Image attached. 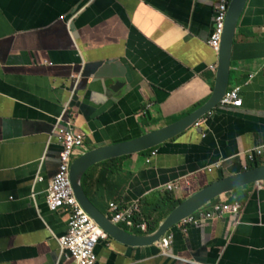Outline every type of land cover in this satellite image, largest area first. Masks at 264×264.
Wrapping results in <instances>:
<instances>
[{
	"label": "crops",
	"instance_id": "1",
	"mask_svg": "<svg viewBox=\"0 0 264 264\" xmlns=\"http://www.w3.org/2000/svg\"><path fill=\"white\" fill-rule=\"evenodd\" d=\"M216 1L0 0V264H73L59 243L67 213L46 201L60 165V119L86 136L76 158L176 123L210 100ZM234 88L240 108L219 104L155 149L88 169L81 182L92 205L106 216L110 203H138L135 220L147 232L119 226L151 234L173 203L249 169L251 150L264 154V0H248L238 20ZM219 202L242 211L175 226L168 250L110 239L97 246L96 264H264V183Z\"/></svg>",
	"mask_w": 264,
	"mask_h": 264
},
{
	"label": "water",
	"instance_id": "2",
	"mask_svg": "<svg viewBox=\"0 0 264 264\" xmlns=\"http://www.w3.org/2000/svg\"><path fill=\"white\" fill-rule=\"evenodd\" d=\"M247 2L248 0H231L218 52L216 83L210 100L204 106L176 123L123 143L83 152L73 160L70 177L75 197L111 240L133 247L152 246L159 243L170 230L180 225L188 217L208 208L215 202H219L220 197L251 185L264 183V165L224 177L211 183L175 207L154 233L134 236L124 231L119 225L114 224L107 215L105 216L92 205L84 193L81 182L87 170L94 165L155 149L188 130L220 104L228 91L234 36L238 20Z\"/></svg>",
	"mask_w": 264,
	"mask_h": 264
},
{
	"label": "built area",
	"instance_id": "3",
	"mask_svg": "<svg viewBox=\"0 0 264 264\" xmlns=\"http://www.w3.org/2000/svg\"><path fill=\"white\" fill-rule=\"evenodd\" d=\"M230 1H216L214 28L208 43L216 53L220 49ZM220 104L222 106L240 108L242 106L240 89H229ZM62 121L60 119L56 125V131L62 143L60 165L58 172L50 181L46 201L52 211L64 209L67 213L68 231L59 241L61 251L66 256V259L73 264H96L97 256L95 251L97 246L100 243H108L110 237L78 202L70 177L72 162L80 148L85 144L86 136L82 132H75L69 124H62ZM156 154L157 151H151L150 156L145 160L146 163H150L151 157H154ZM263 156V150L258 148L251 150L247 154V159L250 164H257L259 160H262ZM43 180L44 177L38 175L35 181L41 182ZM172 188V185H169L167 190L171 191ZM241 211V203L223 204L215 202L208 208L188 217L180 225L184 229L189 226L197 227L202 222L209 221L213 218H224L226 215L238 214ZM109 212L110 215L107 216L114 224L119 225L122 223L126 227H137L141 231L147 232V224L145 222L138 223L135 220V216L140 214V206L138 203L126 207H120L115 203H110ZM172 240V236L166 234L159 242L160 249L168 250Z\"/></svg>",
	"mask_w": 264,
	"mask_h": 264
},
{
	"label": "trees",
	"instance_id": "4",
	"mask_svg": "<svg viewBox=\"0 0 264 264\" xmlns=\"http://www.w3.org/2000/svg\"><path fill=\"white\" fill-rule=\"evenodd\" d=\"M262 165V163L261 162H258L257 164H250V167H248L249 169H252V168H255V167H258V166H261ZM178 206V203H173V209L175 208V207H177ZM139 217V216H138ZM138 218H136V220H137ZM138 221V220H137ZM139 222V221H138ZM150 230H152V228L150 229Z\"/></svg>",
	"mask_w": 264,
	"mask_h": 264
}]
</instances>
